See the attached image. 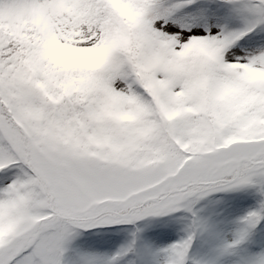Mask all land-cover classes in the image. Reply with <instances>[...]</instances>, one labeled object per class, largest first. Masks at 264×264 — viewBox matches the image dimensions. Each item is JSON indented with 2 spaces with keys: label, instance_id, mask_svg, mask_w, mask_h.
<instances>
[{
  "label": "snow or ice",
  "instance_id": "snow-or-ice-1",
  "mask_svg": "<svg viewBox=\"0 0 264 264\" xmlns=\"http://www.w3.org/2000/svg\"><path fill=\"white\" fill-rule=\"evenodd\" d=\"M0 264H264V0H0Z\"/></svg>",
  "mask_w": 264,
  "mask_h": 264
}]
</instances>
